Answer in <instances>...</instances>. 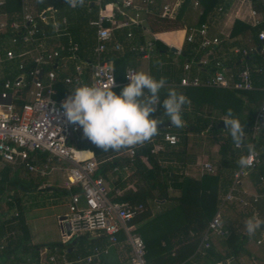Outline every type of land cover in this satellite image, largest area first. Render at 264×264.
<instances>
[{
  "label": "trees",
  "instance_id": "16d2710c",
  "mask_svg": "<svg viewBox=\"0 0 264 264\" xmlns=\"http://www.w3.org/2000/svg\"><path fill=\"white\" fill-rule=\"evenodd\" d=\"M20 0H6V5L3 11L20 12ZM202 7L198 25L203 24L210 17L214 15L217 8L226 7L228 0H198ZM255 6L258 0H250ZM115 0H105L104 4H110ZM191 0H184L180 5L178 15L172 19L164 17L162 12L156 11L153 7H147L144 18L146 20L149 30L153 34H160L170 31L186 30V25L182 21V15L186 8H188ZM92 0H85L83 6H77L74 10L69 9V5L65 0H44L41 4H34L33 8L39 14L40 11L47 12L53 10L57 12V17L66 16L72 34L76 41L81 45V58H87L94 45L93 33L94 30L89 27L88 23L92 18ZM14 17L10 16V19ZM43 26V23H40ZM45 29L48 26H43ZM250 30L255 37L258 35L259 29H251L248 25L240 21H235L232 29L231 38L235 37L239 31ZM120 39V37H117ZM121 40V39H120ZM224 44V43H223ZM234 44V43H233ZM230 44L229 48L234 47ZM261 47L259 50L258 48ZM168 47L158 40L154 41V60L166 62L164 66L153 65L150 67V75L159 80L161 77H166L167 82L178 84L182 76V69L185 64L195 62L194 66L198 67V62L205 51L198 50V44L193 43L184 47L181 54H178L177 63L172 64L171 58L166 52ZM249 50L245 56H235L231 62L232 77L234 81L238 80V75L243 70L249 71L250 82L253 86L251 91H235L214 89L208 87H178L175 88L179 93L186 96L190 103L183 106V112L187 113V117H183L184 126L182 128H175L174 125L170 128H163L162 125L171 121L165 117V122L158 124L159 133L154 136L155 143H162L161 138L165 133H171L177 136L178 144L170 146L162 143V148L157 154H152L151 149L153 143L146 142L143 146L137 149L136 155L129 158L124 154L122 149L119 152L109 151L104 152L101 148L91 143L83 136L81 128L78 134V142H71L77 150H85L93 152L94 159L98 163L97 175H105L110 169L114 167L127 168L129 177L125 182H117V187L124 188L128 183L133 184V189H128L118 199L126 200L133 205H143V211L140 212L134 219L129 222L130 226H138L146 222L150 218L159 221V230L152 229L149 222L137 227L133 233L139 235L145 245V264H227L228 261L238 260L242 255H246L245 245L249 238L254 236L247 233L246 229L240 232L238 224L240 220L232 219L227 212L234 209V204L226 207L223 224L229 230L230 234L226 238L225 245L228 246L229 252L225 255H218L215 253L213 247L206 251L204 256L196 254V249L200 243L202 234L206 230L209 221L216 213L218 206L224 197L231 184L234 171L240 168L238 160L241 156H245L248 151L247 144L251 141V127L254 121L255 113L264 97V43L261 44L257 38L253 41V46L247 48ZM161 52H165L161 54ZM182 54H184L182 56ZM128 56L124 55L117 59H113L114 70L113 73L116 80L123 79L124 70L121 71L120 65ZM238 62H240L238 64ZM160 63V62H159ZM217 61L209 59V73L213 74L216 68ZM2 73L4 78H8L15 74L13 67L9 64H2ZM223 66L220 65V68ZM11 73L12 75L8 74ZM63 75H58V83L56 85L59 96L67 93L66 87L62 84ZM3 79H0V84ZM125 86L113 89L116 94H120ZM167 91L161 92L160 105L157 111L150 115V118L161 119L163 117V101L166 98ZM217 109L218 112L215 117L211 114V110ZM231 109L234 118H239L242 126L245 128V136L242 141V150H236L230 134L226 129H218V124L222 118L227 115L228 110ZM245 113H248L247 119H244ZM211 116H213L211 118ZM207 131V132H206ZM206 132V135H216L223 133L222 137L214 139L219 141V163L216 175L203 174L199 179L184 177L179 173V169L175 170L169 166H163V162H173L175 164H182L189 158L188 151V135H201ZM254 147L258 155L259 163L255 169L248 174L257 195L263 197L264 201V130L260 133L258 139L254 142ZM85 157L90 154L85 153ZM147 158L149 166L143 161L142 157ZM11 168L7 165L0 170V194L8 191L20 192L25 194L29 192H36L41 188L40 182H36L33 177L25 175L21 178L18 171L11 174ZM78 189H72L77 191ZM175 191L174 193H170ZM66 192V190H63ZM112 193H110L111 195ZM16 206V215L13 217L15 224L13 226L5 227L8 231L15 232L14 235L8 238L5 246L0 251V264H21L24 262L18 253L22 249H26L30 243V235L28 228L24 221L23 207L21 198H14ZM8 207H13V204L7 203ZM153 206H159V212H152ZM179 212V213H178ZM172 213L173 216L169 217ZM181 214V216L179 215ZM240 218L248 220L252 218V211H247L240 215ZM239 221V222H238ZM260 221H264V216H261ZM4 228L0 229L3 233ZM256 232H260L257 230ZM255 232V233H256ZM104 238H97L90 240L88 236H80L71 240L70 244L61 242L51 243L46 247H50V254L57 251L65 253L69 258H86L89 252L86 250L87 245H91V249L95 246H101ZM74 245V249L68 252L69 247ZM43 246H33L39 248ZM26 252V251H25ZM37 256V251L33 253ZM105 258H102V261ZM92 264V263H91Z\"/></svg>",
  "mask_w": 264,
  "mask_h": 264
},
{
  "label": "built area",
  "instance_id": "2783aa9c",
  "mask_svg": "<svg viewBox=\"0 0 264 264\" xmlns=\"http://www.w3.org/2000/svg\"><path fill=\"white\" fill-rule=\"evenodd\" d=\"M44 0H20V14L10 19L3 11L6 0H0V66L4 63L13 67L15 74L4 78L0 84V160L12 168L22 171L42 180L46 178L56 166H67L68 174L63 189L69 192L67 215L62 221V232L65 241H71L80 236L89 234L103 235L110 245L119 242V235L123 233L131 247L133 260L131 264H145V245L142 238L134 234V227L129 222L143 211V205H133L129 201L120 200L119 191L110 195L111 189L105 179L97 175L98 163L93 157H85V153L77 150L73 142L79 134L81 127L70 124L63 115L62 102L71 94L76 86L81 84H96L105 89H116L130 83L126 79L129 69H125L123 79L116 80L112 67L107 63L105 54L110 46L115 51L120 50L119 44H113L115 32L134 24L125 21L120 23L115 20L113 6L104 4L105 0H92L96 8L95 17L89 21V26L95 29L94 45L90 57H80L81 45L69 31L67 17L54 18L47 12L34 10V4H41ZM148 0H142L147 3ZM247 3L250 0H244ZM131 0L123 1V6L130 7ZM194 6H199L198 0H193ZM110 7V13L105 9ZM70 10L75 7L69 5ZM163 7V11H167ZM222 8H217L221 11ZM125 20H129L123 15ZM48 26L45 29L41 26ZM257 22L253 26H257ZM127 37H131L128 33ZM258 38L264 41V31H260ZM198 41L201 50L211 49L219 44L218 38L208 36V27L204 24L197 28H190L186 36L188 43ZM151 44L141 47L139 52L147 54ZM236 54L247 55L246 50L235 49ZM64 60L74 64L73 74H62L58 71ZM195 63V62H194ZM207 64V61H199ZM187 63L183 67L184 76L180 79L181 87H208L224 90L251 91L249 71L243 70L238 75V80L233 81L232 76H227L217 63V70L206 80H201L191 75V66ZM12 75L11 73H8ZM62 74V84L67 93L59 96L56 87L58 75ZM264 130V97L255 113L251 127V141L253 145L260 133ZM174 134L165 133L161 142L170 146L178 144ZM153 143L152 154H157L162 143ZM141 146L127 148L124 154L129 158L136 155ZM236 150H242L234 145ZM248 155V151L245 156ZM147 162V158H141ZM259 163L258 155L253 159L251 168H239L234 171L232 184L224 196L221 205L209 221L202 234L196 254L204 256L211 247V238H226L229 233L223 227L222 208L226 203H237L242 208L251 207L250 198H243L245 193L239 189L242 178L248 176ZM202 172L215 174L216 169L207 162L202 163ZM126 169V168H124ZM72 189H78L72 191ZM12 201L10 197L6 200ZM256 202V198L253 199ZM16 215V214H15ZM66 230L68 234L66 233ZM258 244L261 242L258 241ZM97 252V251H96ZM95 252V253H96ZM92 256L77 258L74 263L91 262ZM25 264V263H21ZM32 264H71L65 255L51 256Z\"/></svg>",
  "mask_w": 264,
  "mask_h": 264
},
{
  "label": "crops",
  "instance_id": "0c3cea01",
  "mask_svg": "<svg viewBox=\"0 0 264 264\" xmlns=\"http://www.w3.org/2000/svg\"><path fill=\"white\" fill-rule=\"evenodd\" d=\"M123 1H125V0H115V2L110 3V6H113L112 8H113L114 13H115V20L120 22V23H123L125 21H128V23L134 22V24L129 25L128 27H125L124 29L117 30L115 32V40H114L113 44H115V43L119 44L120 50L115 51L112 48V46H110L109 49L107 50L106 54H105V59H106L107 63H109V65L112 67V70H114L113 59H117L121 56L127 55V53H128V56L124 59V62L120 65V68H121L120 70L121 71L124 70V72H125V69L127 67H133L137 71H139L132 64V58L134 57V55H137L142 60L147 61L146 68L145 67L143 68V72L148 73V74H150V67L152 65L154 68H156L157 65L162 67V65L164 66L165 64H167L166 62L161 61V59L159 60L160 63L158 61H155L154 59L156 57H153V59H152V53L154 52V41L155 40L160 41L161 43H163L165 46H167L169 48L168 52H166V53L171 58H173L172 64L175 65L177 63V57L176 56L178 54H181V50L184 47H188V45L193 44V43H188L186 41V36L189 33V29L190 28H197V27L204 25V24L208 27V36L210 38H213V37L218 38L219 44L215 45L211 49H206V50H201L198 47L199 51H205V53L201 56L199 61H202V62L207 61V64L198 63L197 64L198 67H195L194 66L195 64L193 61L189 62V63H193V65L191 66V75L196 76V77L200 78L201 80H206L212 76V74L209 73V67H208L209 59L216 60L219 65L223 66V70H224L225 74L227 76H232L231 74L233 72H232V69L230 67L231 62L234 60L235 56H242V54H236L234 52L235 49L246 50V51L249 50L247 48H251V46H253V41L255 38H257V40L261 44L264 43V41H261L258 38V35H257V37H255L254 34L250 30L249 31L248 30H245V31L240 30L235 37L231 38V33H232V29L234 27L235 21H240L243 24L248 25L251 29H255V27H257L259 29L258 34L260 31H262V30L264 31V0H258V2L256 3L255 6L252 4L251 1L249 3H247L244 0H228L226 7L222 6L221 11L216 10V12L214 13V15L212 17H210L209 19H207L206 22H204L203 24H200V25H198V21H199L200 15L202 13V7L200 4L197 7L194 6L193 0H191L188 8H186L187 10H185L183 12V15H182V21L186 25V30L170 31V32H165V33H160V34H153L147 26L146 20L144 18L145 12L147 11V7L151 6V7L155 8L156 11L162 12L163 16H164V13L167 12L168 15L166 17H170V18L174 19L178 15L180 5L184 2V0H148L147 3H143L142 0H131L132 5L130 7L123 6ZM19 5L21 7L20 1H19ZM91 6L93 9H92V11L90 10L89 12L92 13L93 16L90 20H92L96 15L95 6L93 4H91ZM163 7H167L168 10L164 12ZM105 10H106L105 12L107 14L110 13V7L109 6ZM5 12H6L7 16H9V18H10V16L15 17V16L20 14V12H15V11H5ZM47 14L50 15L51 17H53V18H50L49 21L53 22L55 20L54 18L57 19V15H56L57 12H55L53 10H48ZM123 15H126L129 18V20L128 19L125 20ZM254 22L258 23L257 26H253ZM68 23H69V21H68ZM89 27L94 30V33H93V40H94L95 29L91 26H89ZM69 31H70L71 35L73 36V38L75 39L74 35L72 34L71 28H70V23H69ZM128 33L131 34L130 38L126 36ZM118 36L120 37L121 40L117 38ZM194 43H198V41L196 40V42H194ZM148 44H151V50L147 54L139 52V49L141 47H146ZM230 44H233L234 47L229 48ZM171 47L176 49L175 53L170 52ZM164 53L165 52H161V54H164ZM247 53H248V51H247ZM183 55L184 54H182V56ZM89 57L90 56H88L87 58H89ZM87 58H82V59H87ZM239 63L240 62H238V64ZM73 66H74L73 62H71L70 60H64L62 62V64H60L58 71L62 74H73V72H74ZM1 67H2V65L0 66V68ZM183 76H184V71L182 69L181 78ZM0 79H4V75L2 73V68L0 69ZM232 79H233V77H232ZM178 87H181V86H179V83L175 84V83H171V82L168 83L167 82V85L165 86L164 89H161V92L164 90L168 91L169 88H178ZM210 112L215 117L218 110L213 109ZM182 114H184V113H182ZM185 114L187 117V113H185ZM246 114L247 113H245V115H244V119H247V117H248V115H246ZM213 116H211V118ZM206 132L202 133L201 135L206 134ZM220 134H222V136L224 135L223 133H220ZM220 134H216V135L212 134L209 136V138H211V139L217 138L218 139ZM222 136H220V137H222ZM193 137H194L193 134L188 135V142H187L188 151L187 152L189 153L190 156L187 160H185L184 163L175 164L173 162H170V163L169 162H167V163L163 162V163H161V165L172 167L175 170L179 169V171H180L179 173H181L184 177H189V178L191 177L194 179H199L203 174H206V173L202 172L201 165L204 162L210 163L212 165L214 162L212 157L213 158L215 157L213 155L214 152L217 154L218 158H220L219 154H218V150H219V146H220L219 141L215 142L214 146L209 147L206 144L207 141H205L206 143L205 142L204 143H202V142L198 143V142L193 140ZM78 140H79V138L77 135L74 142H78ZM83 151H85V150H83ZM89 157L94 158V155L90 154ZM143 162L147 166H149L148 162H145V161H143ZM4 166H7V164H4L0 160V170ZM8 166L12 170L10 176H13V173L15 171H18V175H19V173H24L25 175L33 177V179L36 182H40V179L36 178L35 176L30 175V174L22 171L21 169H18V168L14 169V168H12V166H10V165H8ZM214 168L216 169V171H218L217 166ZM128 173L129 172L127 171V168L126 169H124V168L120 169L119 167H114L113 169H110L105 175H101V176H103L106 183L108 184V187L111 189V193L113 194L114 191H119L120 192L119 197H120L128 189H133L132 183H128L124 188H120V187L118 188L117 187V182L127 181L128 177H129ZM211 175H216V173L211 174ZM250 183H251V181H250ZM251 186H252V191H248L247 189H244L242 187V184H240L239 189L241 191L245 192V193H241L240 195L243 198H250L251 207L248 208V211L251 210L252 211V217L254 216L256 219L260 220L258 218V216L260 215V218H261L262 214L264 216L263 197L256 194L252 183H251ZM170 193H174L173 195H175V193H177V192L170 190ZM26 194L27 193H25V194L14 193V191H8L6 193L0 194V229L4 228L3 233L2 234L0 233V251L5 246L8 238H10V236L15 234V232L8 231L5 227L7 224H9L8 226H13L15 224V221H13V217L15 216L17 211H16L14 198H16V197L21 198L22 207H23V214H25L22 198H23V196H27ZM8 197H10L12 199V201L10 203L13 204V207H11V208H9L7 205L8 202L6 200ZM223 198L224 197H222V200H223ZM254 198H256V202H253ZM222 200H221L219 206L221 205ZM231 204H233V203H231ZM228 205H230V203H226L225 205H223L222 223H223V217H224L225 209ZM238 205L239 204H237V206ZM157 207H158V209L160 208L159 206H157ZM243 209H246V208H243ZM157 212H159V211H157ZM157 212L154 211V213H157ZM229 213H230V211L227 212L228 215H229ZM66 215H67V213L65 215H63L62 218H60L61 229H62V221ZM24 221H25V224H26L28 231H29L30 243L28 244L26 249H23V247H22V249L18 253L25 260L22 263L32 264L34 262H39L41 260L46 259L47 255H50V256L62 255V253H59L57 251L50 254V247H46V246L51 244V243H56V242H61V243L67 244V242L65 241L64 235H63L64 239H61V241L50 242L48 244H41V245L34 244L31 240V233H30V229L28 227V224L26 223L25 216H24ZM223 227L230 234L229 230L224 226V224H223ZM89 235L92 236V234H89ZM89 235H86V236H89ZM93 237H95V238H93ZM99 237L104 238V240L101 242L102 243L101 246L93 247L92 254H89L87 256V257L92 256L91 262L74 263V261H76L77 258H81V257L69 258V257H67V255L65 253H63V255H65L67 257L68 261L71 264H91V263L92 264H130L128 259H127V256L125 257V251L131 250V247H130L127 239H126V236L123 233H121L119 235V242L115 245H110L108 243L107 239L101 234H94L89 239L92 240V239H97ZM226 238H219V237H212L211 238V247H213L215 253H217L218 255H225L229 252L228 246L225 245V241H224V240H226ZM258 241H260L261 243L258 244L257 243ZM33 246H43V247L33 248ZM73 249H74V245L69 247L68 252L73 251ZM245 250H246V255H242L236 261L233 260V258H231L227 264H264V237L263 236H260L259 238H257L255 240V247L252 248V247H247V245H245ZM35 251H37V256L33 254ZM44 254H46V255H44ZM102 258H105V259H103L105 261H102Z\"/></svg>",
  "mask_w": 264,
  "mask_h": 264
},
{
  "label": "clouds",
  "instance_id": "9594fccd",
  "mask_svg": "<svg viewBox=\"0 0 264 264\" xmlns=\"http://www.w3.org/2000/svg\"><path fill=\"white\" fill-rule=\"evenodd\" d=\"M66 4L83 6L85 0H65ZM130 81L118 95L112 88L105 89L96 84H81L71 91L62 102L63 115L70 124L78 125L83 136L104 152H119L122 149L143 146L158 131V124L165 122V117L175 128L184 126L183 106L190 103L185 95L175 88H169L163 101V117L150 118L160 105L161 89L167 85V78L159 80L143 71L129 69L125 75ZM222 121L228 128L233 143L239 147L245 136V128L239 118H234L231 109ZM81 153L93 154L90 151ZM256 150L248 145V155L238 160L240 168H251ZM264 221L254 216L245 222L248 234L254 235Z\"/></svg>",
  "mask_w": 264,
  "mask_h": 264
},
{
  "label": "rangeland",
  "instance_id": "374dc122",
  "mask_svg": "<svg viewBox=\"0 0 264 264\" xmlns=\"http://www.w3.org/2000/svg\"><path fill=\"white\" fill-rule=\"evenodd\" d=\"M132 64L136 67L139 71H143V68H146L147 61L142 60L137 55H134L132 58ZM1 69V68H0ZM248 115V113L246 114ZM193 140L198 143H204L207 141V145L214 146L215 141L214 139L209 138L206 134L204 135H197L193 134ZM222 136V134H220ZM219 136V137H220ZM217 139V138H215ZM213 155L215 156L213 159V167H218L219 158L217 154L214 152ZM68 167L67 166H56V168L51 171V173L44 179L40 180L41 188H51L53 191H41L40 189L36 192H29L23 196V205H24V216L26 223L30 229L31 233V240L34 244L41 245V244H48L50 242L61 241L63 238V233L61 229V221L60 218L63 217L67 213V204L69 202V192H63L64 183L66 181V176L68 174ZM217 173V171H215ZM21 178L25 177L24 173H19ZM242 187L247 189L248 191H252V186L249 181L248 177L242 178L241 180ZM14 193H20L15 192ZM68 193V194H67ZM234 204V209L230 211L229 215H231L232 219L240 220L238 224V230L241 232L244 231L245 227V218H240L241 214H244L248 211V208L243 209L241 206H237V203ZM161 208L158 209L157 206L152 207V212L160 211ZM154 210V211H153ZM179 213V212H178ZM172 213L169 217L173 216ZM181 216V214H179ZM258 216V215H257ZM263 216V214H262ZM172 218V217H171ZM260 219V215L258 216ZM146 222L150 223L152 229L159 230V221H155L153 218H150ZM144 222V223H146ZM239 222V221H238ZM142 223V224H144ZM141 224V225H142ZM141 225L134 226V229L140 227ZM260 231V230H259ZM93 236V235H92ZM91 235L88 238L92 237ZM260 236L264 237V230L260 232H256L254 236L250 237L248 242L246 243L247 247H255V240ZM86 250L89 254H92L93 248L91 249V245H87ZM46 255V254H44ZM129 263L131 264L133 260L132 250L125 251V257ZM51 257L47 255V258Z\"/></svg>",
  "mask_w": 264,
  "mask_h": 264
},
{
  "label": "water",
  "instance_id": "95a60500",
  "mask_svg": "<svg viewBox=\"0 0 264 264\" xmlns=\"http://www.w3.org/2000/svg\"><path fill=\"white\" fill-rule=\"evenodd\" d=\"M167 15H168V13L165 12V13H164V16L166 17ZM260 48H261V47H259L258 50H259ZM170 52H171V53H175V52H176V49H174V48L171 47V48H170ZM182 116H183V117H186V114L184 113V114H182ZM171 126H172V123H171V122H168V123H165V124L162 125L163 128H170ZM217 127H218V129H226V128H227V126L225 125V123H224L223 121H220ZM40 190H41V191H44V190H47V191H53L51 188L40 189ZM263 229H264V223H262V224L260 225V227H259L258 230L262 231ZM62 230H63V228H62ZM66 233L68 234L67 230H66ZM249 236H251V235L249 234ZM93 238H95V237H93ZM70 242H71V241H68L67 244H70Z\"/></svg>",
  "mask_w": 264,
  "mask_h": 264
}]
</instances>
